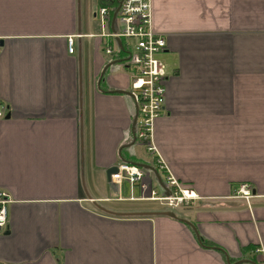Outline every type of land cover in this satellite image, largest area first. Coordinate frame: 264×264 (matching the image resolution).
<instances>
[{"label":"crops","instance_id":"1","mask_svg":"<svg viewBox=\"0 0 264 264\" xmlns=\"http://www.w3.org/2000/svg\"><path fill=\"white\" fill-rule=\"evenodd\" d=\"M98 1L0 0V263L264 264V0H153L168 75L153 142L196 195L179 218L138 215L159 211L107 178L133 164L165 191Z\"/></svg>","mask_w":264,"mask_h":264},{"label":"built area","instance_id":"2","mask_svg":"<svg viewBox=\"0 0 264 264\" xmlns=\"http://www.w3.org/2000/svg\"><path fill=\"white\" fill-rule=\"evenodd\" d=\"M98 15L101 24L106 26L102 32L103 36L127 42L129 55L124 63L130 71L129 93L136 107L133 139L154 157L155 166L162 175L165 191L159 194L149 180L150 173L144 167L133 164L118 165V171L111 175V179L119 189L124 181L128 182L131 199L159 201L167 208L177 209L196 195L182 186L153 142L155 122L165 111L168 76L166 64L161 58L167 43L166 39L155 31L153 25V0H119L117 6L101 7ZM111 22L113 30L107 28ZM1 41L0 38V49ZM67 44L68 52L74 53L75 38L69 37ZM105 52L113 55L114 45L107 44ZM4 110L5 108L0 107V117L4 116ZM137 187L140 195L135 198L133 190ZM238 193L247 199L252 196L246 184L239 188ZM11 202L9 192L0 188V232L7 230L8 208Z\"/></svg>","mask_w":264,"mask_h":264},{"label":"water","instance_id":"3","mask_svg":"<svg viewBox=\"0 0 264 264\" xmlns=\"http://www.w3.org/2000/svg\"><path fill=\"white\" fill-rule=\"evenodd\" d=\"M1 46H2V41H1ZM130 94V93H129ZM9 117V116H7ZM134 124H135V121H134ZM118 171V168L117 166H113L109 169H107V178L108 180H110V177L113 173H116ZM146 215H153V214H161V215H166V216H169V217H172V218H179L177 216V214L175 213V211L173 210H168V211H163V212H144ZM125 215H130V214H125ZM183 221H185L184 219H182ZM189 223V222H188ZM192 226V225H191ZM193 227V226H192ZM8 233V231H6V234Z\"/></svg>","mask_w":264,"mask_h":264},{"label":"rangeland","instance_id":"4","mask_svg":"<svg viewBox=\"0 0 264 264\" xmlns=\"http://www.w3.org/2000/svg\"><path fill=\"white\" fill-rule=\"evenodd\" d=\"M161 58H162V55H161ZM141 148H139V150H140ZM138 151V150H137ZM162 186L160 185V186H158V190L160 191V193L159 194H162V188H161ZM143 208H153V207H156L157 208V211H159V212H163V211H166L165 210V208H166V206H164V205H162L159 201H154V202H151V203H149V202H145V203H142V204H140ZM154 209V208H153ZM168 209H170V210H173V211H175V213L176 214H180L181 212L179 211V210H176V209H171V208H168ZM145 211H150V212H155L156 210H148V209H146Z\"/></svg>","mask_w":264,"mask_h":264},{"label":"trees","instance_id":"5","mask_svg":"<svg viewBox=\"0 0 264 264\" xmlns=\"http://www.w3.org/2000/svg\"><path fill=\"white\" fill-rule=\"evenodd\" d=\"M119 3V0H99L98 4L99 7H110V6H117ZM133 214V213H128ZM138 215H146L144 212L137 213Z\"/></svg>","mask_w":264,"mask_h":264},{"label":"bare ground","instance_id":"6","mask_svg":"<svg viewBox=\"0 0 264 264\" xmlns=\"http://www.w3.org/2000/svg\"><path fill=\"white\" fill-rule=\"evenodd\" d=\"M194 195V194H193Z\"/></svg>","mask_w":264,"mask_h":264}]
</instances>
